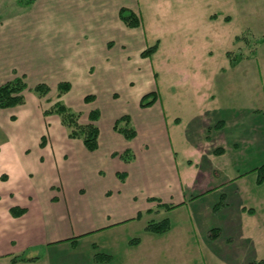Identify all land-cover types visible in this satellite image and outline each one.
<instances>
[{
  "label": "rangeland",
  "instance_id": "1",
  "mask_svg": "<svg viewBox=\"0 0 264 264\" xmlns=\"http://www.w3.org/2000/svg\"><path fill=\"white\" fill-rule=\"evenodd\" d=\"M26 1L0 0V85L22 75L28 85L25 104L0 109V264H249L264 259V179L259 181L264 0H126L140 25L128 28L125 44L108 54L113 64L107 66L104 58L107 74L97 66L93 77L82 80L73 79L72 35L58 32L69 2ZM155 45V52L141 57ZM61 82H69L71 90L59 98ZM38 84L49 86L45 97L35 93ZM152 91L173 110L165 112L168 137L157 148L153 181L128 203L140 217L84 232L75 245L43 243V233L62 224L76 222L77 231H86V222H107L112 208L99 200L87 211L91 191L78 193L73 178L79 143L69 139L57 114L45 111L59 101L85 123L98 108L104 125L113 115L130 114L142 124L152 123V131L164 138L153 111L139 106V97ZM88 95L95 96L93 105L85 101ZM173 117L180 121L170 123ZM205 117L212 119L209 130L196 123ZM236 136L249 137L250 144L240 145L235 158H210L216 142L226 145ZM42 137L49 143L46 149L40 146ZM202 149L208 151L202 157L190 154ZM165 150L175 156L168 158ZM210 160L217 169L231 168L212 180L222 183L215 188L220 191L196 195L195 180L183 182V174L187 169L198 173L196 164ZM172 163L181 191L162 183ZM182 195L186 202H179ZM13 206L27 211L15 217ZM165 219L169 229L164 233L147 230L149 223ZM14 257L27 260L14 263Z\"/></svg>",
  "mask_w": 264,
  "mask_h": 264
},
{
  "label": "crops",
  "instance_id": "2",
  "mask_svg": "<svg viewBox=\"0 0 264 264\" xmlns=\"http://www.w3.org/2000/svg\"><path fill=\"white\" fill-rule=\"evenodd\" d=\"M39 1L40 0H36L32 4ZM59 1L69 2L68 6H64V10L61 11L62 18L65 21L64 26L58 28V32L67 37L72 35L70 38H73V79L82 80L86 77H93L97 66L101 68V74H107L109 71L107 66H110L109 62L113 64L111 61H108V54L116 47L119 48L121 45L123 46L125 44L126 40L123 36L127 29L130 28L120 19L119 11L121 8L127 7L131 8L129 10L133 11L135 10L134 5H128L126 0ZM130 1L131 0H129V2ZM70 41L71 39H68V43H70ZM141 57H143L142 53ZM104 58L107 60V66ZM119 61L120 59L117 60V63H119ZM7 80L10 79H6L5 81ZM152 92L157 97L155 91ZM205 97H207V94H205ZM94 99L88 102V104L93 105ZM141 100L142 98L140 96V107H142ZM166 106L163 104V101L158 100L157 97L152 105L149 107H142L153 111L156 124H160L164 131V138L158 137V135L152 131V123L150 124L146 121L142 124L140 121H137L138 119L135 120L133 116H130V114L113 115L111 122L104 125V113L99 109L101 112L100 119L97 122L100 130L99 147L94 151H89L81 139H72L74 143H79L77 144L79 145L78 154L73 162V178L75 179L76 187H78V193L84 194L82 192H84L83 189L85 188H89L91 191V198L86 202L87 211L93 210L95 205H99V200L108 203L112 208L108 212L109 216L106 218L107 222H86V227L84 229L86 231H77L80 224L76 222L72 224L70 222L62 224L61 227L57 226L54 230H48V232L43 233V243L51 244L60 241H69L72 245H75L78 240L73 242L71 239L84 235V232H96L127 221H134L136 218L138 219L140 217V211L138 210L135 212L133 208L128 206V203L131 200V196L135 199L134 196L139 193L142 186L149 185L153 181L151 174L153 171L152 168L156 166L155 159L157 158V148L163 143L164 139L168 137L165 132V128L168 125L165 112L169 107L170 110H173L169 104ZM124 115H129L131 117L132 125L136 130V136L133 139H126L114 129L115 121ZM175 118L177 117H173L170 123H173ZM177 121L180 120L177 118L176 122ZM87 122L88 118L85 123ZM196 123L201 126L203 130H209L212 119L208 120L205 117L197 120ZM192 143L195 142L192 141ZM215 144H217L218 147L214 151L211 149L210 158H213L215 155L217 158H222L226 155L230 158L239 152L238 148H240V145L250 144V138L247 136H236L225 143L226 145L221 142H216ZM48 146L49 143L47 142L43 149L48 148ZM127 152L129 154L128 156ZM207 152L208 151L202 149L201 151L194 150L190 152V154L199 158L198 155L202 157V155ZM164 153L168 155V158L175 156L170 150H165ZM173 165L172 163L168 168L170 174L164 178L165 180L162 183L165 186L171 185L172 188L176 187L175 190L181 191L183 189L181 188L182 180L183 182H187L190 178L194 179L195 181L192 185V189H195L194 192L196 195H203L213 190V193L220 191L221 188H215L222 183L218 184L216 181L213 182L212 180L215 176H219V172L231 168V166H227L224 169H217L211 164V160L206 163V165L197 163L196 168L198 169V173L196 171L188 172L187 169L181 180L179 179L180 173H177V169H175ZM4 173V180H9V174L7 172ZM184 197L185 196L182 195L179 202H186ZM148 199L151 201L156 200L163 205L167 204L163 198L149 197ZM17 207L24 208L27 211L25 207ZM11 208L12 207H9L10 212ZM149 211L151 214L152 211L150 209ZM111 215L114 216L113 219H111Z\"/></svg>",
  "mask_w": 264,
  "mask_h": 264
},
{
  "label": "trees",
  "instance_id": "3",
  "mask_svg": "<svg viewBox=\"0 0 264 264\" xmlns=\"http://www.w3.org/2000/svg\"><path fill=\"white\" fill-rule=\"evenodd\" d=\"M23 2V0H20ZM36 0H27L26 4H32ZM28 2V3H27ZM120 19L125 23L126 26L130 28H135L140 25V20L138 16L131 10L126 8H121L119 11ZM157 45L147 48V50L142 52L143 57H147L150 53L157 50ZM28 85L24 75L17 76L10 81L0 85V109L14 108L25 104L24 92ZM58 97H62L65 93L71 90V84L69 82H61L57 86ZM50 92V88L46 84H38L35 87V93L38 97H45ZM151 100L146 101L147 97L151 96ZM94 99L93 95H88L85 97L86 102H90ZM157 97L155 94L148 93L142 97L141 106L148 107L156 101ZM45 114H57L60 117L61 123L68 130V137L72 139H81L85 147L89 151H94L99 147V135L100 130L97 122L100 119L101 112L99 109H93L88 115V122L81 123V114L73 111L61 102H56L54 107L45 111ZM114 129L122 134L126 139H133L136 136V130L132 125L131 117L129 115H124L117 119L114 123ZM46 145L45 137H42L40 146L43 148ZM127 152V156H128ZM128 160V158H127ZM260 179H264V165L260 168ZM167 209L173 208V206H166ZM26 212V209L20 207H12L11 213L15 216H21ZM140 216V214H139ZM169 229L168 219L162 220L160 222H151L147 225V230L154 233H164ZM80 237V236H79ZM73 242L77 241V238H72ZM96 257L101 258V254H96ZM109 256H105L107 258ZM27 260L25 258L14 257L12 261L15 263L17 261ZM29 260V259H28ZM249 264H264V259L259 261H251Z\"/></svg>",
  "mask_w": 264,
  "mask_h": 264
}]
</instances>
